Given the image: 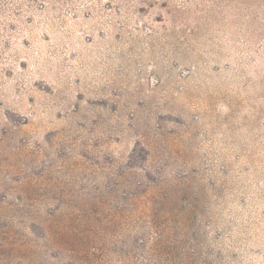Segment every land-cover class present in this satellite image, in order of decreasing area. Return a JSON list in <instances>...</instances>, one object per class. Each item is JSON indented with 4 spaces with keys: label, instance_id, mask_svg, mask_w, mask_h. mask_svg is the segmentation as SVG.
<instances>
[{
    "label": "rangeland",
    "instance_id": "rangeland-1",
    "mask_svg": "<svg viewBox=\"0 0 264 264\" xmlns=\"http://www.w3.org/2000/svg\"><path fill=\"white\" fill-rule=\"evenodd\" d=\"M0 264H264V0H0Z\"/></svg>",
    "mask_w": 264,
    "mask_h": 264
}]
</instances>
